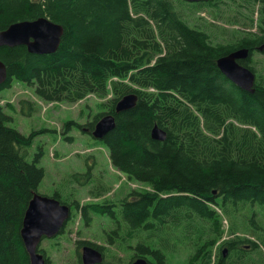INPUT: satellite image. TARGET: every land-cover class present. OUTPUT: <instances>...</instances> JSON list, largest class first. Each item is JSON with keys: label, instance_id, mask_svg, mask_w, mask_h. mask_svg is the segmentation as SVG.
Returning <instances> with one entry per match:
<instances>
[{"label": "trees", "instance_id": "trees-1", "mask_svg": "<svg viewBox=\"0 0 264 264\" xmlns=\"http://www.w3.org/2000/svg\"><path fill=\"white\" fill-rule=\"evenodd\" d=\"M177 1L196 10L224 3ZM258 1L263 11L264 0L236 3V23L251 26L250 4ZM42 16L64 28L58 49L36 55L25 45L1 46L7 79L0 91L17 79L50 102L111 93L109 106V99L103 103L107 111L85 125L92 130L104 114L113 115L115 126L101 141L111 164L142 186L95 204L109 220L104 242L115 251L124 248L126 264L137 258L150 264H264V258L251 257L252 247L243 246L256 247L254 240L234 236L231 226L247 211L264 213V66L254 68L249 93L216 64L248 46L252 31L233 30L232 40L214 41L206 30L190 26L173 0H0V30ZM129 93L137 96L135 106L115 112V103ZM10 121L0 105V264H30L20 229L44 175L38 160L26 159L39 132L25 136ZM154 126L163 129L164 141L152 139ZM50 197L91 223L94 204L80 205L58 190ZM223 219L230 222L228 231ZM225 233L233 237L226 239ZM77 244L94 247L105 258L102 246ZM110 251L120 264L117 252Z\"/></svg>", "mask_w": 264, "mask_h": 264}, {"label": "rangeland", "instance_id": "rangeland-1", "mask_svg": "<svg viewBox=\"0 0 264 264\" xmlns=\"http://www.w3.org/2000/svg\"><path fill=\"white\" fill-rule=\"evenodd\" d=\"M223 1L221 7L208 5L196 10L194 6H186L173 0L185 21L192 27L206 30L214 41L232 40L233 30H236L235 34L256 30L254 19L263 15L261 4H250L253 7L251 14L253 24L243 27L236 23L238 16L234 11L235 4L239 1ZM253 59L260 60L264 66V55H253ZM261 69L257 71L260 72ZM108 92L105 97L88 94L85 98L73 102H50L37 97L31 87L16 80L12 81L10 88L0 91L2 97L0 102L4 106V111L11 116L8 125L18 129L25 136L39 132L33 137L32 144L26 148V159L38 160V166L44 170L36 193L52 196L58 190L63 196L76 197L80 205L94 204L93 211L90 208L89 225L84 223L78 209H72L71 219L66 222L63 231L54 238L41 240L38 248L40 253L49 259L50 264H79L78 255H81L82 245L77 244V240H87L102 246L105 263L101 264H114L109 249L112 253L117 252L120 264H126L129 259V254L123 250L124 248L115 251V248L104 242V233L109 230V220L100 208L95 206L103 200H119L130 190L142 186L127 179L111 164L108 149L101 141L104 137L94 138L92 130L85 125L91 122L95 114L107 111L103 103L109 99L106 103L108 106L110 104L112 95ZM67 121L74 124L66 130V126L63 125ZM80 125L87 129H82ZM67 136H70L71 140H68ZM94 186L97 187L96 191L93 189ZM98 190L101 191L99 196L96 195ZM249 217L254 221L255 227L251 221L249 224ZM229 226L230 222L223 219L225 231H228ZM231 226L236 231L234 236H246L259 243L258 249L252 250L249 254L255 259L262 260L264 248L256 238L264 240V213L258 209L255 213L247 211L238 215ZM232 237L233 234H224L226 239ZM172 262L177 264L176 261Z\"/></svg>", "mask_w": 264, "mask_h": 264}, {"label": "water", "instance_id": "water-1", "mask_svg": "<svg viewBox=\"0 0 264 264\" xmlns=\"http://www.w3.org/2000/svg\"><path fill=\"white\" fill-rule=\"evenodd\" d=\"M190 2L207 0H186ZM64 30L62 26L54 23L47 17L34 20H22L12 23L7 28L0 30V47H14L25 45L29 53L36 55L52 54L60 44ZM246 49H238L230 54L217 59V66L222 74L232 81L237 87L253 92L254 73L239 65L236 59L246 57ZM7 79V70L0 61V85ZM134 104L132 94L125 95L116 104V111L131 108ZM114 128L112 115L102 117L94 125L91 134L94 138L102 139ZM152 139L164 140L165 132L154 126L151 131ZM70 216V207L54 197L34 193L25 210L20 238L30 264H47L44 256L38 252L40 241L56 236L63 228ZM225 254V250L223 251ZM81 259L83 264H99L102 261L101 253L90 247L82 248ZM131 264H150L142 258H137Z\"/></svg>", "mask_w": 264, "mask_h": 264}, {"label": "flooded vegetation", "instance_id": "flooded-vegetation-1", "mask_svg": "<svg viewBox=\"0 0 264 264\" xmlns=\"http://www.w3.org/2000/svg\"><path fill=\"white\" fill-rule=\"evenodd\" d=\"M237 1H239V4H244L246 0ZM254 23L255 25L260 24L261 28L259 31L256 28V30L251 33V36L248 37V46H244L248 50V55L244 58L236 59V62L255 74L254 68H256L257 65H263L260 60H254L253 55H264V14L254 19ZM255 244L256 247L252 246V243H244L243 246H246V249L252 246V250H257L260 245L257 241H255ZM80 264H82V261Z\"/></svg>", "mask_w": 264, "mask_h": 264}, {"label": "bare ground", "instance_id": "bare-ground-1", "mask_svg": "<svg viewBox=\"0 0 264 264\" xmlns=\"http://www.w3.org/2000/svg\"><path fill=\"white\" fill-rule=\"evenodd\" d=\"M246 1H250V0H246ZM251 1H255V0H251ZM257 3H258V4H261V2H259V1H258ZM261 6H262V5H261ZM263 14H264V8H263ZM56 24H57V23H56ZM58 25H59V24H58ZM259 25H260V24H259ZM60 26H62V25H60ZM255 26H257V25H255ZM62 28H63V26H62ZM256 28H257V27H256ZM256 28H255V29H256ZM257 29H258V28H257ZM63 30H64V28H63ZM252 32H253V31H252ZM239 49H246V51H247L246 56L248 55V50H247V48H239ZM236 50H238V49H236ZM236 50H233V51H231V52H234V51H236ZM231 52L225 54L224 56L230 54ZM261 53H262V52H261ZM221 57H223V56H221ZM219 58H220V57H219ZM216 64H217V63H216ZM217 67H218V66H217ZM218 69H219V68H218ZM219 70H220V69H219ZM220 72H221V71H220ZM221 73H222V72H221ZM15 80H17V79H15ZM17 81H20V80H17ZM231 82H232V81H231ZM232 83H233V82H232ZM254 83H255V82H254ZM8 88H9V87H8ZM253 88H254V87H253ZM249 93H250V92H249ZM129 94H132V96H133V102H134V104L131 105V108H132V107L135 106V104H136V102H137V96H136V94H134V93H129ZM90 95H91V94H90ZM126 95H128V94H126ZM124 96H125V95H124ZM124 96H122V97H124ZM0 97H1V96H0ZM122 97H121V98H122ZM1 98H2V97H1ZM1 98H0V99H1ZM121 98H119V100H120ZM119 100H118V101H119ZM118 101H117V102H118ZM117 102L115 103L114 109H115V112L118 113V112H120V111H116V104H117ZM0 105H3V104L0 102ZM122 111H123V110H122ZM245 112H246V111H245ZM106 115H112V114H104L102 117H104V116H106ZM112 116H113V115H112ZM102 117H101V118H102ZM101 118H100V119H101ZM113 118H114V117H113ZM100 119H99V120H100ZM99 120H98V121H99ZM98 121H97V122H98ZM95 124H96V123H95ZM114 126H115V120H114ZM158 127H159V126H158ZM162 130H163V129H162ZM87 131H88V130H87ZM151 131H152V130H151ZM88 132H89V131H88ZM67 137H68V136H67ZM165 137H166V136H165ZM68 139H70V138H68ZM164 139H165V138H164ZM161 141H164V140H161ZM59 201H60V200H59ZM68 203H70V202H68ZM70 207H71V206H70Z\"/></svg>", "mask_w": 264, "mask_h": 264}]
</instances>
